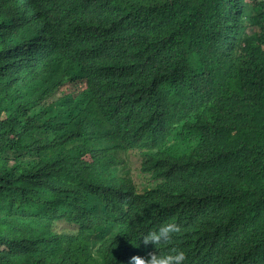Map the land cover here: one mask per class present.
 Instances as JSON below:
<instances>
[{"label": "trees", "instance_id": "1", "mask_svg": "<svg viewBox=\"0 0 264 264\" xmlns=\"http://www.w3.org/2000/svg\"><path fill=\"white\" fill-rule=\"evenodd\" d=\"M142 134L147 202L115 166ZM165 222L264 264V0H0V264H134Z\"/></svg>", "mask_w": 264, "mask_h": 264}, {"label": "clouds", "instance_id": "2", "mask_svg": "<svg viewBox=\"0 0 264 264\" xmlns=\"http://www.w3.org/2000/svg\"><path fill=\"white\" fill-rule=\"evenodd\" d=\"M86 83L82 84L80 89H86ZM106 114H112L113 117H117L115 114L111 112H107ZM79 122L82 125H88L89 127H97L102 123H107V121L102 116L101 112L92 111L89 113H84L78 118ZM120 124H117L115 135L120 138L127 137L126 134L118 131V127ZM139 139L141 144L150 146V149L144 153L140 150H126L117 153L116 160L120 163H117V172L121 179L132 182L135 191L139 194L138 196L134 193L132 194V198L140 200V201H152L151 199L145 198V194L148 190L154 189L157 185L161 183V180H156L154 177L155 171H160L165 166H168V162L164 155L156 154L153 149V139L150 135H138L135 136ZM108 146L102 147V150H107ZM132 153H137L141 157V171L149 175L153 180V185L140 189L137 183H135L133 176V167L130 164V156ZM170 190L167 188V196L169 195ZM208 227H213L212 232L209 234L197 238L199 234H201ZM179 231V224H175L173 222H165L161 223L154 230H149L146 234H141L139 239L143 240V243L153 244L155 248H148L149 254L147 258H144L139 255H134L131 257V260L134 264H213L214 263V244L224 239L227 236L226 231L219 229L214 224L207 223L202 231L198 235H195L193 232V228L189 231L193 234L196 239L197 244H195L194 248L190 251H183L177 248H169L167 251H164L160 248H157L158 245L167 243L172 234ZM138 239V240H139ZM134 246L137 244L132 243ZM200 244L203 249L198 246ZM135 253V252H134Z\"/></svg>", "mask_w": 264, "mask_h": 264}, {"label": "rangeland", "instance_id": "3", "mask_svg": "<svg viewBox=\"0 0 264 264\" xmlns=\"http://www.w3.org/2000/svg\"><path fill=\"white\" fill-rule=\"evenodd\" d=\"M130 164L133 167V176L135 183L139 186L140 189H145L153 185V180L149 175L141 171V157L137 153H132L130 156Z\"/></svg>", "mask_w": 264, "mask_h": 264}]
</instances>
